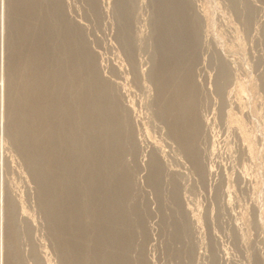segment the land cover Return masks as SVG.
Listing matches in <instances>:
<instances>
[{
  "label": "rangeland",
  "instance_id": "1",
  "mask_svg": "<svg viewBox=\"0 0 264 264\" xmlns=\"http://www.w3.org/2000/svg\"><path fill=\"white\" fill-rule=\"evenodd\" d=\"M184 1L200 172L161 115L154 0H0V192L14 238L3 264H115L123 240L116 264H264V0ZM36 48L41 98L22 92L21 57ZM111 105L131 151L94 150ZM35 126L56 154L51 176ZM62 187L77 191L73 220Z\"/></svg>",
  "mask_w": 264,
  "mask_h": 264
},
{
  "label": "bare ground",
  "instance_id": "2",
  "mask_svg": "<svg viewBox=\"0 0 264 264\" xmlns=\"http://www.w3.org/2000/svg\"><path fill=\"white\" fill-rule=\"evenodd\" d=\"M9 1H10L9 3L11 5H14L16 8L20 6L26 10L28 9L26 7L27 0H19L20 2H16L14 0V3H12L13 0H9ZM154 2H155V5H156L155 7L157 8V12H158L157 30L159 33L160 43L159 42L158 43L160 44L159 45L160 54L163 56L162 60L166 64V68L164 70L163 68L156 70V73L159 76L158 84H159V90H160L161 115H163L164 119L168 122V125H169V128L171 129L172 134H174V136L177 137V139L179 140L181 144V147L186 152L188 157L191 159V162L194 165V167H196V169H198L200 172L201 171L200 164L197 160V153L194 147L195 145H193L194 138H195L197 128H198V122L195 117L193 105L190 101V96H191L190 93L194 85H193V79H192L193 77L190 75V70H189L190 65L192 63V58H193L194 42L195 40H197V36L195 37L196 34L194 33V30H193L194 29L192 25L193 23L191 24L192 20L190 21V18L187 17L186 15L187 7H186V3L184 0H154ZM28 25H26L27 27L25 26V28L22 29V31H20L21 32L20 40L23 42V45H24V42H27L30 36H34L31 34L34 28L33 27L30 28L31 24L30 26ZM35 31L36 30H34V32ZM35 39H36V36H35ZM68 41L67 42L65 41V42L69 45L70 42L68 43ZM71 48H68V49L71 50ZM31 51L30 53L26 52L27 54L26 55L24 54L25 56L21 54L23 55V57H21L22 58L21 60L22 70H23L21 74V80L23 82L22 92L24 94L33 93L32 95L35 94L37 97H40L41 95L44 96L45 87H47L48 85L47 82L49 79H47V76L46 78L45 76H43L44 75L43 72L45 71L44 70L45 65L43 64L44 59H42L44 58L42 57L43 55L41 57L39 56V50H37V48L33 53H31ZM67 56L69 57L68 54ZM86 64H88L87 60H86ZM72 67L74 68V66ZM75 71H77V69ZM31 76H33V79L35 81L30 82L29 79ZM75 76L73 77V79L75 78ZM222 76L224 75L222 74ZM36 113L38 115L40 114V116L43 118L47 114H51V113L55 114L56 110L52 109L51 107L42 108L41 106L40 108H37ZM28 114L30 115V113ZM19 115H22V114H19ZM9 116L10 118H14L15 112L13 111L12 113H9ZM46 128H48V126ZM35 130L37 131L36 134L34 133ZM35 130L33 131V133L35 134V137H33L34 135L32 134V131L30 129V132H31L30 135L34 139L32 143H34V145L40 144L41 153L43 157H45L44 159H47L45 171L51 176L53 175V173H55L54 163L56 160L55 159L56 154L54 151H51V149L48 147V145L50 144V140L48 139L50 137L48 133H45V131H43L44 129L41 130L38 127L36 128V126H35ZM92 130H93V133L97 137L94 150L96 148L99 151V149L102 150V146L108 147L109 145L111 149L113 148L112 150H114V153L115 152L120 153L123 150L131 151L132 146L129 141V133L127 130V126L125 124V119L123 115L120 113V111H118L116 106L111 105L107 109H105V113L103 112L102 115L97 119ZM64 184H65V181H64ZM61 186H63V183L60 184V187ZM63 190L64 188L62 189V191L59 190L60 191L59 196L61 197L60 202L62 200L63 202L67 201V204H69L70 207L67 209L65 208L62 211L63 213L62 215L65 218L68 217L70 218V220H73L75 219L74 209L76 208V206L73 203L76 200L77 191L73 195L72 193L70 194H68L67 192L64 193L65 191L63 192ZM4 200L6 199L5 197H3V194L0 192V235L1 237H3V240H4L0 242V248L4 252H6L8 256L10 255L9 251L12 249V245H14L13 244L14 238L12 234L13 221H12L10 210L7 208L6 204H4ZM3 205H5L6 208L5 206L3 207ZM71 229L73 230L74 228L71 227ZM123 230H124V227L119 228V231L122 233H123ZM125 233H127V231H125ZM125 233L123 236L124 238L126 236ZM1 243L4 246V249L1 247ZM126 248L127 247L125 244V240H123L122 243H120V248H119L120 250L116 257L115 264L119 262L121 259L122 261L125 259ZM5 259H7V257L1 258L0 256V264H3L2 262L5 261Z\"/></svg>",
  "mask_w": 264,
  "mask_h": 264
}]
</instances>
